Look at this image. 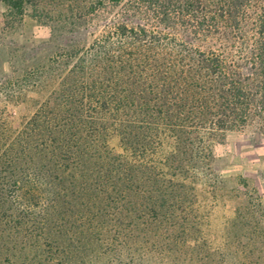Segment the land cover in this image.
Masks as SVG:
<instances>
[{
  "label": "trees",
  "instance_id": "obj_1",
  "mask_svg": "<svg viewBox=\"0 0 264 264\" xmlns=\"http://www.w3.org/2000/svg\"><path fill=\"white\" fill-rule=\"evenodd\" d=\"M26 3L0 0V264H110L128 244L194 264L196 240L199 264H264L236 248L264 238L236 223L253 206L212 166L226 132L264 134V0H96L31 54L4 36Z\"/></svg>",
  "mask_w": 264,
  "mask_h": 264
},
{
  "label": "rangeland",
  "instance_id": "obj_2",
  "mask_svg": "<svg viewBox=\"0 0 264 264\" xmlns=\"http://www.w3.org/2000/svg\"><path fill=\"white\" fill-rule=\"evenodd\" d=\"M95 1L27 0L26 16L23 22L14 24V27L4 36H6L5 38L8 42L16 43V46L19 45L21 50H26L28 54H31L33 53L31 49L39 44L40 41L48 40L52 33L59 37L65 35V29L69 24L67 18L72 10H76L82 4L89 5ZM5 11V7L2 6L0 19L5 14ZM91 18L94 20L88 27L87 32H98V30L103 28L102 17L98 18L93 15ZM88 20L90 23L92 19ZM91 40L92 37L90 35L87 43L91 42ZM17 49L16 47L15 50ZM53 50L55 48H48L43 53L47 55ZM20 66L23 65L20 64ZM254 131L252 127H247L226 132L219 141L214 143L212 166L216 169L218 176L227 180L230 186H236L243 192L242 198L231 199L230 206L237 207L241 203L243 204L244 196L245 200L249 201L250 205L253 206L256 219L254 217V219L249 221L251 218L242 216L246 212H238L241 219L236 223L242 226L246 221L254 223L258 218L257 223L260 227H264V134L261 137H256ZM224 226L218 217L212 218L207 229L209 233L206 236L218 239L213 241L210 247L219 245L222 233H224ZM252 237L255 238V242L252 240L250 242L248 238H243L242 244H239L236 248L239 252H242L247 248L246 244H252L248 249L256 251L260 249L264 253V238L258 237L257 234H253ZM194 244H196L194 264H199L197 261L202 256L201 246L203 244L197 240ZM253 244H256V246ZM127 247H129V250ZM115 250V259L114 261L111 259L110 264H132L131 262L141 264V259L132 260L133 253H137L138 250L144 251V258L149 260L151 264H188L178 252L169 251V244H128L126 248H116ZM235 251L237 252L236 249ZM253 258L255 259V257ZM208 262V264H225L216 255H210ZM241 262L239 256H236L231 258V262L228 264H240Z\"/></svg>",
  "mask_w": 264,
  "mask_h": 264
}]
</instances>
